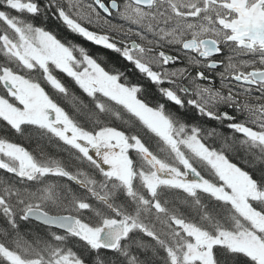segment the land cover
I'll use <instances>...</instances> for the list:
<instances>
[{
	"label": "snow or ice",
	"instance_id": "obj_1",
	"mask_svg": "<svg viewBox=\"0 0 264 264\" xmlns=\"http://www.w3.org/2000/svg\"><path fill=\"white\" fill-rule=\"evenodd\" d=\"M0 264H264V0H0Z\"/></svg>",
	"mask_w": 264,
	"mask_h": 264
},
{
	"label": "trees",
	"instance_id": "obj_2",
	"mask_svg": "<svg viewBox=\"0 0 264 264\" xmlns=\"http://www.w3.org/2000/svg\"><path fill=\"white\" fill-rule=\"evenodd\" d=\"M50 26L51 27H53V26L55 27L54 24H51ZM107 55H108V57H109V59L111 61H117L120 67H122L124 69H127L128 72H129L130 66L128 64H124L122 61H119L118 58L115 57L114 55H112L111 53H108ZM129 76H131V79H137V80L141 81L140 83H143L145 85L146 89H148L149 92L154 91L153 88H152V86L150 84H148L145 81H143L140 77L137 76L136 73H134L133 71H131V69H130V75Z\"/></svg>",
	"mask_w": 264,
	"mask_h": 264
},
{
	"label": "flooded vegetation",
	"instance_id": "obj_3",
	"mask_svg": "<svg viewBox=\"0 0 264 264\" xmlns=\"http://www.w3.org/2000/svg\"><path fill=\"white\" fill-rule=\"evenodd\" d=\"M53 27H54V26H53ZM62 35H65V36H66L67 34H66V33H62ZM75 38H78V37H75ZM75 38L72 37V39L77 40V39H75ZM78 39H80V38H78ZM80 40H81V42L83 43V45H84L85 47L89 48L93 53H96V52L100 51V49L94 47V46L91 45L89 42L83 41L82 39H80ZM77 41H78V40H77ZM129 66H130V68H129V72H128V74L130 75L131 65H129Z\"/></svg>",
	"mask_w": 264,
	"mask_h": 264
},
{
	"label": "bare ground",
	"instance_id": "obj_4",
	"mask_svg": "<svg viewBox=\"0 0 264 264\" xmlns=\"http://www.w3.org/2000/svg\"><path fill=\"white\" fill-rule=\"evenodd\" d=\"M73 38H75V37H73ZM75 39H77V40H78L77 42H79V43L83 44V43L81 42V40H80V39H78V38H75ZM130 77H131V76H130ZM132 81H133V82H141V81H139V80H137V79H132Z\"/></svg>",
	"mask_w": 264,
	"mask_h": 264
}]
</instances>
